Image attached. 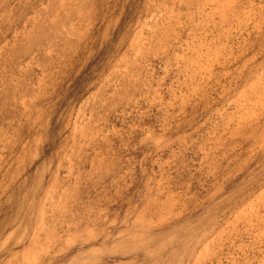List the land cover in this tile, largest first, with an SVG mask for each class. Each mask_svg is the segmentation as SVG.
I'll use <instances>...</instances> for the list:
<instances>
[{
	"label": "rangeland",
	"instance_id": "374dc122",
	"mask_svg": "<svg viewBox=\"0 0 264 264\" xmlns=\"http://www.w3.org/2000/svg\"><path fill=\"white\" fill-rule=\"evenodd\" d=\"M156 2L0 0V263L26 264L29 261L23 255V250L28 248L24 245L26 237L20 241L16 238L24 225L27 234L41 225L38 216L42 206L50 218L53 207L46 194L57 185L54 189L57 196L67 187L73 192L72 208L81 221L76 229L67 223L61 225L56 218L62 219L67 213L62 208L54 212L52 218L57 223L60 243H65L64 231L78 232L87 225L95 233H101L102 227L107 228L113 234L105 243L115 241L116 232H130L132 221L148 213L150 203H160L161 199L163 202L166 195H173L170 203L174 204V200L175 206L170 211V220L153 230L158 237L152 238L147 248L102 254L98 264H162L169 255L168 264H173L186 247L196 245L198 250H204L202 247L206 245L215 250L216 244L213 246L212 242L214 244L221 230L225 238L216 249L219 252L209 256L206 264H264L263 226L258 222L259 217L264 218L263 198L258 199L251 214L238 219L235 215L240 208L247 212L249 204L254 203L251 201L264 194V134L261 128L257 130L261 133H251L248 126L244 132L248 134L244 136L233 125L226 126L228 118H235L234 114L230 116L235 109L232 92L226 91V87L242 84L241 79H231L235 76L232 70L248 59L250 52L234 58L236 63L225 65L228 67L224 71L197 85L195 91L186 84L188 79L181 70V55L190 52L191 45L201 42L206 31L200 26L192 27L183 17V24L175 22L177 25L166 33L170 36L165 35L169 44L167 56L159 51V55L144 58L146 52L140 44L142 51L136 53L138 42L135 41L138 40L133 38L139 32L138 26L145 32L141 33L145 40L152 36L150 30L159 21L160 11L162 14L163 8ZM244 3L248 6L243 0L241 7ZM251 4L258 6L259 3L253 0ZM146 20L152 27L147 26ZM235 23L234 20L232 24ZM172 31L178 35H173ZM175 40H179L177 45ZM227 42H223L224 47ZM132 52L136 57L134 61ZM114 61L119 67L113 65ZM129 62L131 64L127 65ZM119 63L131 69L127 74L129 78L123 82L125 67L122 69ZM222 72L230 74L223 76ZM37 118L38 121L43 119L36 124ZM83 125L85 128L81 127ZM81 129H87L86 133L81 135ZM208 160L213 162L208 163ZM57 162H60L58 166ZM71 188H75V192ZM86 213L91 214V220H85ZM151 214L155 219L159 217L152 211ZM246 221L256 222V225L245 227ZM41 240L40 244L44 239ZM36 244L30 246L32 254L37 252ZM88 248L85 246L82 250L85 252ZM15 252L19 253L14 256ZM78 252L77 247H72L58 255L54 264H84L69 262Z\"/></svg>",
	"mask_w": 264,
	"mask_h": 264
},
{
	"label": "bare ground",
	"instance_id": "6f19581e",
	"mask_svg": "<svg viewBox=\"0 0 264 264\" xmlns=\"http://www.w3.org/2000/svg\"><path fill=\"white\" fill-rule=\"evenodd\" d=\"M158 2V6H160L162 9V14H161V11H160V18L157 17V19H159V21H156V24L155 27L158 28L156 30V28H151L152 30L151 31V34L152 36L151 37H148L147 36V39H143V36L141 35L142 33V29L139 27V32H137V34H135V38L133 39H137L138 41H135V42H138V46L136 48V53H140L142 51L141 49V46L140 45H143V50L146 52L144 56V58L147 56V55H155L156 53L158 54L159 51H161V53L164 55L167 56L168 54V48L167 46H169L168 42L166 41V33L169 31L170 32V29L173 27V25L175 24V22L177 23V21H181V23L183 24V20L182 18L185 17L184 19L189 21L188 24L194 25V28L195 27H201L202 31H206L204 37L202 38V40L200 39V43L197 45V43H195L196 45L192 46L191 44V47L190 48V52L187 53L186 52H182L183 54L181 55V58H183V61H182V65H181V70L182 71H185L186 72V79H188L187 83L185 81L186 84H189L187 85L188 87H192V89H197V85L200 86L203 84V82H205L207 79H210L213 77V75L215 74H219L224 68L226 69L227 67H224L225 65H231L233 63H236L234 62V58H238L240 57L241 55H244L246 53H249L250 52V57H248V59H246L243 63L239 64L238 66H235V68L232 70L233 73H235L234 75L235 76H232L231 79H241V82L242 84H240V86H236L234 85L235 87H232V83H229L231 84L232 88L230 87L229 85V88H228V85L226 87V91L229 90V92H232L230 96H233L232 97V102L234 103V113H231L230 112V116L231 114H234L235 115V118H226V126L228 127V125H233L237 130H239L240 134H244V136H246L248 134L244 133L250 126V129L249 131L252 133V132H260V131H257L259 128H261L260 130L263 132L264 134V0H258V6H254L252 3L253 0H246L247 3H248V6L246 3H244V5L241 7V2L243 0H156ZM154 2V1H153ZM156 2V3H157ZM263 2V3H262ZM152 3V1H151ZM150 4V3H149ZM155 4V3H153ZM246 4V5H245ZM145 5H148L145 4ZM152 5V4H151ZM149 5V6H151ZM157 5V4H156ZM162 5V6H161ZM154 6H152L153 8ZM149 7L147 6V10L150 11L148 9ZM151 8V7H150ZM151 8V9H152ZM156 8V7H155ZM242 8V9H241ZM185 10V13L182 12V10ZM241 10V11H240ZM145 11V10H144ZM147 11V13H148ZM153 11V9H152ZM151 11V12H152ZM159 11H157L158 13ZM156 13V12H155ZM156 13V15H157ZM184 13V14H182ZM149 14H151L149 12ZM152 14H154V11L152 12ZM155 15V14H154ZM152 15V17L154 16ZM151 16V15H150ZM159 16V15H157ZM144 17V16H143ZM146 17H149V15ZM146 19V18H145ZM162 19V20H161ZM141 20V19H140ZM144 20V19H143ZM234 20L236 21L235 24H232V22H234ZM150 21V19L148 20ZM154 21V22H155ZM248 21H252L251 22V25L249 24L250 22ZM145 22V20H144ZM147 22V20H146ZM153 23V21H151ZM137 23V22H136ZM140 23V22H139ZM138 23V25H140ZM143 23V21H142ZM180 23V24H181ZM187 23V22H186ZM151 23L148 24L147 22V26L150 25ZM179 24V25H180ZM146 25V24H144ZM177 25V24H175ZM178 25V26H179ZM185 25V24H184ZM143 26V24H142ZM141 26V27H142ZM152 27V25H150ZM154 26V25H153ZM181 26V25H180ZM49 27V26H48ZM137 27V28H138ZM183 27V26H182ZM181 27V28H182ZM74 28V27H72ZM143 28V27H142ZM147 28V27H146ZM145 28V29H146ZM165 28V31L164 29ZM185 28V27H184ZM187 28V27H186ZM141 29V30H140ZM150 29V28H149ZM178 29V28H177ZM176 29V30H177ZM198 29V28H197ZM184 29L182 28V30L180 29V31H183ZM192 30V29H191ZM137 31V30H136ZM146 31V30H145ZM187 31V30H186ZM194 31V30H192ZM200 31V32H202ZM149 32V31H148ZM168 32V33H169ZM173 32V31H172ZM177 32V31H175ZM179 32V31H178ZM189 33V31H187ZM198 32V31H197ZM121 33V32H120ZM136 33V32H135ZM145 32H143L142 34H144ZM167 33V34H168ZM185 33V32H184ZM191 33V31H190ZM199 33V32H198ZM263 33V34H262ZM141 36H140V35ZM148 34V33H147ZM204 34V33H203ZM146 35V34H145ZM150 35V34H149ZM173 35L174 32H173ZM178 35V34H177ZM175 35V36H177ZM186 35V34H184ZM202 35V34H201ZM250 35H252V38H250ZM68 36V35H67ZM66 36V37H67ZM165 40H164V38ZM167 37H169L170 35H166ZM172 36V35H171ZM186 36H189L188 34ZM184 36V37H186ZM193 36H195L193 34ZM203 36V35H202ZM130 37V36H129ZM153 37V38H152ZM174 37V36H173ZM190 37V36H189ZM201 37V36H200ZM68 38V37H67ZM145 38V36H144ZM195 38V37H194ZM198 38V37H197ZM132 39V40H133ZM143 39V40H141ZM169 39V38H167ZM175 39V38H174ZM178 39V38H177ZM191 39V38H190ZM261 39V41H260ZM131 40V39H130ZM131 40V42L133 43V41ZM170 40V39H169ZM179 40H182L184 42V40L186 41V39H179ZM178 40V41H179ZM259 40V43L257 42ZM177 41V42H178ZM227 42L226 43V47H227V44H228V48L226 49V47H224L223 42ZM130 42V44H131ZM176 42V40H175ZM177 42L175 45H177ZM181 42V41H180ZM196 42V41H195ZM229 42H235V44H237L236 46L232 45V44H229ZM222 43V45H221ZM262 43V44H261ZM134 44V43H133ZM135 44V45H137ZM140 44V45H139ZM172 44V43H171ZM182 44V43H181ZM187 44V43H185ZM189 44V43H188ZM193 44V43H192ZM220 44V45H219ZM221 47H219V46ZM172 46V45H171ZM174 46V44H173ZM172 46V48H173ZM180 46V45H179ZM233 46L235 48H233ZM59 47V46H58ZM184 47V46H182ZM186 47V45H185ZM184 47V48H185ZM171 48V49H172ZM180 48V47H179ZM170 49V48H169ZM178 49V48H177ZM232 49H235V50H232ZM75 50V49H74ZM180 50V49H179ZM178 50V51H179ZM182 50V49H181ZM174 51V50H173ZM170 52V51H169ZM172 52V51H171ZM127 54H129L128 52H126ZM125 53L126 56H128L127 54ZM160 53V54H161ZM173 53H176L173 52ZM172 53V54H173ZM133 54V52H132ZM171 54V53H170ZM181 54V53H180ZM124 55V56H125ZM159 55V54H158ZM175 55V54H174ZM134 56V54H133ZM138 56V55H137ZM176 56H177V53H176ZM248 56V55H247ZM131 57V56H130ZM129 57V58H130ZM135 57V56H134ZM133 57V58H134ZM169 57V56H168ZM124 58V57H123ZM127 58V57H125ZM124 58V59H125ZM132 58V57H131ZM130 58V59H131ZM128 59V58H127ZM126 59V60H127ZM136 60V57L135 59H133V61ZM166 60V59H165ZM165 60H164V64H165ZM181 60V59H180ZM124 61V60H123ZM243 61V60H242ZM116 63H113V65H117V61H114ZM120 62H121V59H120ZM125 62V61H124ZM132 62V61H131ZM133 63V62H132ZM168 63V61H167ZM125 64V63H124ZM131 63L129 62V64L127 63V65H130ZM120 65V63H119ZM126 65V66H127ZM134 65V63H133ZM118 66V65H117ZM116 66V67H117ZM121 66V65H120ZM124 65H122V69H124L123 67ZM165 66V65H164ZM115 67V66H114ZM119 67V66H118ZM129 67V66H128ZM128 67H125V70L124 72L122 73V81L124 79H128L129 77H127V74L129 73L128 71L131 70L129 69ZM132 67V65H131ZM130 67V68H131ZM165 68V67H164ZM118 69V68H117ZM42 70V69H41ZM43 71V70H42ZM119 71V70H118ZM120 71H123V70H120ZM224 71V70H223ZM226 71V70H225ZM229 71V70H228ZM13 72V71H12ZM19 73V72H18ZM42 73V72H41ZM14 74V73H13ZM44 74V72L42 73ZM130 74V73H129ZM223 74V72H222ZM221 74V75H222ZM227 74H230V73H224L223 76L227 75ZM40 75V74H39ZM221 75L219 76V78H221ZM121 76V75H120ZM131 76V75H130ZM218 76V75H217ZM14 77V75H13ZM16 77V76H15ZM44 77V76H43ZM210 77V78H209ZM218 78V77H217ZM215 79V80H218V79ZM224 78V77H222ZM44 79V78H43ZM41 78V80H43ZM10 81V79H8ZM16 80V79H15ZM40 80V79H39ZM115 80V79H114ZM225 80V79H224ZM44 81V80H43ZM130 81V80H129ZM128 81V82H129ZM234 81V80H233ZM184 82V81H183ZM210 82V81H209ZM215 82V81H214ZM217 82V81H216ZM41 83H43L41 81ZM115 83V82H113ZM7 84V83H6ZM127 84V83H126ZM183 84V83H182ZM216 84V83H215ZM238 84V85H239ZM8 85V84H7ZM109 85V84H108ZM113 85V84H111ZM117 85V84H116ZM125 85V84H124ZM209 85V84H208ZM206 85V86H208ZM225 85V84H224ZM5 86V85H4ZM105 86V85H104ZM107 86V84H106ZM127 86V85H126ZM182 86V85H181ZM213 86V85H212ZM180 87V86H179ZM223 87V86H222ZM178 88V87H177ZM185 88V87H184ZM187 88V87H186ZM199 88V87H198ZM205 88V87H204ZM203 88V89H204ZM220 88V87H219ZM40 89V88H39ZM158 89V88H157ZM190 89V91L192 90ZM201 89V91L203 90ZM211 89V88H210ZM181 90V89H179ZM187 90V89H186ZM185 90V91H186ZM225 90V89H224ZM23 91V90H22ZM156 91V89H155ZM171 91V90H170ZM189 91V92H190ZM193 91V90H192ZM196 91V90H195ZM225 91V92H226ZM164 92V91H163ZM188 92V91H186ZM200 92V91H199ZM224 92V93H225ZM227 93V94H230V93ZM156 93H158L156 91ZM176 93V92H175ZM185 93V92H184ZM183 93V94H184ZM195 93V92H194ZM202 93V92H201ZM200 93V94H201ZM207 93V92H206ZM223 93V95H224ZM171 94V92H170ZM173 94V92H172ZM180 94V93H178ZM177 94V98H178V95ZM182 94V95H183ZM193 95V92L190 93ZM40 95H41V92H40ZM159 95V94H158ZM203 95V93H202ZM222 95V96H223ZM189 96V95H188ZM186 96V97H188ZM92 98L93 97V94L91 96ZM160 97V96H158ZM173 97V96H172ZM185 97V95L183 96ZM185 97V98H186ZM196 97V95H195ZM194 97V98H195ZM29 98V97H28ZM180 98V97H179ZM184 98V99H185ZM202 98V97H201ZM204 98V97H203ZM227 98V97H226ZM225 98V100H226ZM33 99V98H32ZM176 99V98H175ZM182 96H181V100H182ZM199 99V98H198ZM186 100V99H185ZM230 100V98L228 99ZM226 101L228 102V105H229V101ZM178 101H180V99H178ZM202 101V100H201ZM189 102V101H188ZM194 102V101H193ZM193 102H191L193 104ZM29 103V101H28ZM222 103V102H221ZM231 103V104H233ZM23 104V103H22ZM184 104V103H182ZM223 104V103H222ZM227 104V103H226ZM188 105V104H187ZM190 105V104H189ZM224 106V105H223ZM230 106V105H229ZM33 106H31V109H32ZM189 108V107H188ZM191 108V107H190ZM189 108V109H190ZM225 108V107H224ZM38 110V109H37ZM35 110V112L37 111ZM223 110V109H222ZM42 111V110H40ZM29 112V111H28ZM34 112V113H35ZM221 112V111H220ZM26 114V111L24 112ZM44 113V112H43ZM43 113H41L43 115ZM225 113V112H223ZM24 114V115H25ZM30 113H28L29 115ZM39 114V113H38ZM40 114V116H41ZM45 114V113H44ZM31 115L33 116V111L31 113ZM26 116V115H25ZM229 116V117H230ZM43 117V116H42ZM45 118V117H43ZM43 118H40V120H42ZM223 118V117H222ZM30 119V118H29ZM32 119H35V116L34 118ZM39 118H37V121H36V124L38 121ZM26 120V119H25ZM49 120V119H48ZM234 120V121H233ZM263 120V122H262ZM28 121V120H27ZM30 121V120H29ZM28 121V122H29ZM33 121V120H32ZM44 121V120H43ZM224 121V120H223ZM31 122V121H30ZM222 122V121H221ZM27 123V122H26ZM32 123V122H31ZM41 123V122H40ZM44 124V123H43ZM28 125V124H27ZM42 125V124H41ZM216 125V124H214ZM219 125V124H218ZM225 125V124H224ZM35 126V125H34ZM87 126V125H86ZM41 127V126H39ZM82 128H85V126H81ZM219 128V126H217ZM234 128V130H232L233 132L236 131ZM4 129V128H3ZM222 129V128H221ZM220 129V130H221ZM263 129V130H262ZM82 132H81V135H83V133H86L87 129L83 130L81 129ZM218 129V131H220ZM214 132V129L212 130ZM223 130H221L222 132ZM231 131V133H233ZM211 132V133H213ZM243 132V133H242ZM3 133V132H2ZM75 133V131H74ZM261 133V132H260ZM255 134V133H254ZM253 134V136H254ZM262 134V135H263ZM4 135H6L4 133ZM8 135V134H7ZM252 136V137H253ZM259 136V135H258ZM38 137V136H37ZM251 137V138H252ZM209 138V137H208ZM38 139V138H37ZM224 139V138H223ZM222 139V140H223ZM253 139V138H252ZM251 139V140H252ZM256 139V138H254ZM217 140V138L215 139V141ZM220 140V139H219ZM221 140V141H222ZM213 141V140H212ZM253 141V140H252ZM258 141V140H257ZM261 141V140H260ZM220 142V141H219ZM224 142V141H223ZM214 143H217V142H214ZM262 143L264 144V136H263V139H262ZM219 144V143H218ZM257 144V143H256ZM260 144V143H259ZM217 145V144H216ZM220 145V144H219ZM222 145V144H221ZM256 146V145H255ZM24 147V146H23ZM35 149V148H34ZM250 150V149H249ZM26 152V151H25ZM27 153V152H26ZM223 153V152H221ZM225 154V152H224ZM206 155V154H205ZM25 157V156H23ZM60 157V156H59ZM58 157V158H59ZM70 157V156H69ZM211 157V156H210ZM228 158V157H227ZM24 159V158H23ZM26 159V158H25ZM210 159V158H208ZM225 159V158H224ZM22 160V159H21ZM20 160V161H21ZM59 160V159H58ZM57 160V161H58ZM207 160V159H206ZM211 160V159H210ZM208 160L207 162L210 163L211 161ZM31 161V160H30ZM29 161V162H30ZM228 161V160H227ZM213 162V161H212ZM211 162V163H212ZM216 162V161H215ZM60 163V162H59ZM57 162V166L59 164ZM63 163V162H62ZM73 164V163H72ZM215 164V163H213ZM22 165V164H21ZM71 165V164H70ZM24 166V165H22ZM63 165L61 164V167ZM221 166V165H220ZM60 167V166H59ZM219 167V166H218ZM69 169V167H67ZM72 168V167H71ZM211 168V167H209ZM56 169V168H55ZM217 170V169H215ZM220 171V170H219ZM229 171V170H228ZM53 172V171H52ZM57 172V171H56ZM70 172H71V169H70ZM74 172V171H73ZM52 174H54L53 177H55V173L53 172ZM71 174V173H70ZM218 174V173H217ZM221 174V173H220ZM57 175V173H56ZM215 175V174H214ZM16 176V175H15ZM72 176V175H71ZM228 176V175H227ZM52 177V178H53ZM51 178V179H52ZM56 178V177H55ZM75 178V177H74ZM73 178V179H74ZM54 180V179H53ZM69 180V179H68ZM68 180H65V181H68ZM75 180V179H74ZM56 181V179H55ZM74 182V181H72ZM154 182H155V179H154ZM159 182V181H158ZM79 183V182H78ZM74 184V183H73ZM78 185V184H77ZM264 185V183H263ZM263 185H259L261 187H263ZM161 186V185H160ZM159 186V187H160ZM258 186V187H259ZM70 187V185H69ZM72 187V185H71ZM74 187V186H73ZM216 187V186H215ZM46 188V187H45ZM50 188V187H49ZM260 188V187H259ZM52 190H48L50 193L46 194L48 195L47 197L50 199L49 202L52 203V207L53 209H51V212H50V218L48 216H46L45 214V207L42 206V208L40 209V213H39V221L38 222H41V225L34 229V231H32L31 233V236H28V234L31 232H29L27 234V231H25V225L23 226V231L21 232V234H19L17 236L16 239H18V241L22 240L24 237H26V242H24L25 244L24 245H28V248L24 249L23 246L22 249L24 251L21 252L23 253L24 255V258L28 259L29 258V261L26 263V264H54V260L57 259L56 257H58V255H61L63 253H65L68 249H71L72 247H77L79 249V252L78 253H75L72 257H71V260L69 261L70 263H77V262H83L84 264H98V261L101 259V256L102 254H106V253H114V252H127L131 249H138V248H147L148 247V243L150 240H152V238H157L158 235H155L154 234V231L157 227H161L164 223H167L168 220H170V211L172 209V206L175 204V201L172 200L174 202V204H171L170 203V198L173 196L171 195H166L168 193H166L164 196H165V200H164V196H163V201L162 202V199L161 201L159 200L160 203H155V204H152L150 203L149 206H148V209L147 211H149L148 213H142L140 215H138L137 218H135L133 221H132V226L131 227L132 229L130 230V232H124V233H121L120 234V231H117V236H118V239L115 240V241H111L110 243H105V241L112 237V232L111 231H108L106 230L107 228L105 227H102L103 231H101V233H95L93 230H91L90 228H88L87 226L84 228V229H80L78 230V232H72V233H69L68 230L64 231L66 234L65 235V238L63 237V239H65V243H61L58 242V238L59 237V233H58V230H57V223H55L56 221H54V219L52 218L53 214L55 211H58L60 210H63L65 211V213H67V216L63 217L62 219H59L58 217L56 219H58V221L62 222V224H69L71 225L72 227H75L76 229V226L79 225V222L80 221V217L78 215V213L76 212V210L74 208H72V205H74V194L73 192H71V190H68V187L65 189L64 192H62V195H59L57 196L55 194V190L57 189V185L56 186H52L51 188ZM55 189V190H54ZM71 189H75V188H71ZM78 188H76L77 190ZM160 189V188H159ZM164 189V188H163ZM162 189V190H163ZM72 190V191H73ZM80 190V189H79ZM259 190V189H258ZM257 190V191H258ZM45 191V189H44ZM67 191V192H66ZM158 191V190H157ZM165 191V190H164ZM263 191V190H261ZM75 192V190H74ZM77 192V191H76ZM153 192V191H152ZM163 192V191H162ZM161 192V193H162ZM167 192V191H166ZM264 192V191H263ZM160 193V192H159ZM160 193V194H161ZM43 194V193H42ZM71 194L70 196H67ZM213 194V193H212ZM258 194V193H257ZM256 194V195H257ZM44 195V194H43ZM152 195V194H151ZM162 195V194H161ZM160 195V196H161ZM155 196H157L155 194ZM189 196V195H188ZM251 196V195H250ZM253 196V195H252ZM255 196V195H254ZM53 197H55L53 199ZM177 197V199H176ZM176 197H173L172 199H176L178 200V196L176 195ZM248 199H249V202H250V198L249 196H247ZM263 198L264 200V194H261L260 196L255 197V199L251 202H254V203H250L249 204V209L247 207V212H245L244 209H241L237 211V219L239 217H242L243 215H247L248 213L251 214L250 211H254L255 210V203L258 202V199L259 198ZM151 200H152V196H150ZM157 198V197H155ZM162 198V197H161ZM182 198V197H181ZM180 198V200H181ZM254 198V197H252ZM183 199V198H182ZM79 200V199H78ZM150 200V201H151ZM246 200V199H245ZM85 202V201H84ZM87 202V201H86ZM148 202V201H147ZM146 202V203H147ZM172 202V203H173ZM181 202V201H180ZM245 204V203H243ZM41 204H39L40 206ZM43 205V204H42ZM88 205V204H87ZM189 205V204H188ZM248 205V203H247ZM38 206V208H40ZM90 206V204L88 205ZM175 206V205H174ZM242 205H240L241 207ZM244 206V205H243ZM263 206V205H262ZM155 207V208H154ZM83 208V207H82ZM87 208V207H86ZM85 208V209H86ZM187 208V207H186ZM89 209V208H88ZM91 209V208H90ZM89 209V210H90ZM105 210V208H103ZM152 209V210H151ZM184 209V208H183ZM237 209V208H236ZM39 210V209H38ZM99 210V209H98ZM103 210V211H104ZM150 211H152L153 213H155L154 215H158L159 214V217L157 219L154 218V216L149 215L150 214ZM175 211V209H174ZM249 211V212H248ZM86 212V211H85ZM234 213L236 211H233ZM160 213H165L166 215L164 217H161ZM173 213V212H172ZM83 213H81L82 215ZM147 214L149 215V217L147 216ZM82 217V216H81ZM85 220H91V214H85L84 215ZM148 217V218H147ZM236 217L234 216V218L236 219ZM175 218V217H174ZM233 218V219H234ZM247 218V217H246ZM107 219V218H105ZM114 220V219H112ZM57 221V222H58ZM232 223H233V220H230ZM115 222V221H114ZM230 222V223H231ZM258 222L261 223V225L263 226H260L262 227V235L264 236V218L262 217H259L258 219ZM238 224V223H237ZM245 224V227L247 226H255L256 225V222L254 223L253 221L250 222V221H246L244 222ZM20 225V224H19ZM18 225V226H19ZM23 225V224H22ZM21 225V226H22ZM126 225V224H125ZM235 224L233 223L232 226H234ZM237 226V225H236ZM259 226V225H257ZM79 227V226H78ZM251 228V227H249ZM248 228V229H249ZM69 229V228H67ZM17 230V229H15ZM122 230V229H121ZM255 231V230H254ZM223 232L224 231H219L217 232V236L215 238V242L213 244L212 242V245L215 246V250L212 249V247H208L206 245H204L202 248H204V250H198L195 246H190V247H186L185 249H183L181 251V255L184 257H180L178 259V261L176 263H173V264H206V261H208V257L209 256H214L218 254L219 250H216L218 249V247L221 245L222 243V240L225 238L223 236ZM13 234V233H12ZM12 234H9L8 236H11ZM99 237H96V235H99ZM7 235V234H6ZM212 236V235H211ZM259 236V235H258ZM261 236V235H260ZM210 237V236H209ZM9 238L6 236V239ZM4 239L3 242L6 240ZM41 239H44L43 243H39L40 241H42ZM60 239V238H59ZM96 239H99V240H96ZM203 239V238H202ZM201 239V240H202ZM91 240H95L94 242L90 243ZM99 241V242H98ZM85 242V243H84ZM98 243L97 246L93 245L94 243ZM208 242L205 241V243ZM40 244L36 249H37V252L35 254H32V252H30V249H31V244ZM90 243V244H89ZM235 245V244H234ZM85 246H89L88 249H86V251L84 252L82 249L85 247ZM33 248V247H32ZM264 248V247H263ZM35 249V248H34ZM198 251H197V250ZM21 250V249H20ZM33 250V249H32ZM31 250V251H32ZM196 250V251H195ZM34 251V250H33ZM82 252V253H81ZM252 252V251H251ZM19 253V252H18ZM15 252V255L18 254ZM87 253H89V255H87ZM81 254V256H80ZM91 255V256H90ZM22 256V255H21ZM107 256V255H106ZM92 257V258H91ZM15 258V257H14ZM19 258V257H18ZM23 258V259H24ZM103 258V257H102ZM187 258V259H186ZM16 259V258H15ZM185 259V261H184ZM19 260V259H18ZM171 258H170V255L167 256V258L164 259V261L162 262V264H168L170 262ZM206 260V261H205ZM13 261V260H12ZM107 261V260H105ZM213 261V260H212ZM11 262V261H10ZM8 263V264H11V263ZM264 262V261H263ZM2 263V262H1ZM0 263V264H1ZM4 263V262H3ZM2 263V264H3ZM13 263H18L17 261H14ZM12 263V264H13ZM236 263V262H234ZM233 263V264H234ZM5 264V263H4ZM123 264H127V263H123ZM158 264V263H157ZM262 264V263H261Z\"/></svg>",
	"mask_w": 264,
	"mask_h": 264
}]
</instances>
